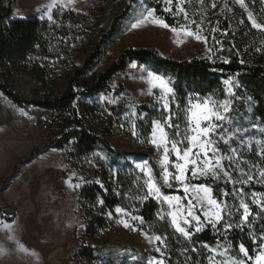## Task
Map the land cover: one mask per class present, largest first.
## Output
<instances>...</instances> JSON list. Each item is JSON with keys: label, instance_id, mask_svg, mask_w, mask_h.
I'll use <instances>...</instances> for the list:
<instances>
[{"label": "trees", "instance_id": "obj_1", "mask_svg": "<svg viewBox=\"0 0 264 264\" xmlns=\"http://www.w3.org/2000/svg\"><path fill=\"white\" fill-rule=\"evenodd\" d=\"M137 4L138 0H131ZM148 9L174 28L188 27L192 30L205 28V35L212 51L211 58L194 57L176 60L156 53L148 48L124 49L103 71L96 73L106 48L115 44L123 34L121 20L125 13L118 14L102 32L96 31V20L74 10L54 11V20L41 18H19L12 16L11 8L0 12V92L20 106L28 101L11 86L15 73H22L51 88L54 79L47 68L32 61L33 54L62 58L64 66L80 51L87 52L81 67L69 78L66 90L58 97L32 100L30 104L43 110L60 113L61 128L48 148L65 149L71 144L69 155L80 160L97 149L104 150L111 164L103 166L86 177L79 191V203L85 208L84 232L88 239L108 226L101 212L88 209L89 203L100 202L101 209L116 207L128 209L141 219L140 227L161 237L167 264H211L210 248L221 244L230 246L235 256L241 243L254 257L259 245L264 243V206L250 199L252 194L264 196V1L244 0L262 28L252 27L245 10L232 0H223L219 11L213 10V0H186L184 11H166L165 0H141ZM105 0H96L95 10L102 11ZM187 16V19L185 18ZM132 62L150 65L152 70L170 79L174 95L170 113L159 111L149 105L137 106L138 125L147 138L152 132V122L165 119L169 114L173 124H179L183 136L187 127L189 98L193 96L212 98L217 103L227 101L230 114L223 122L224 140L219 147L230 153L231 167L227 169L233 181L226 178L198 180L212 188L220 204L227 205L224 219L231 220L232 228L225 232L221 225H211L193 232L189 238L179 234L167 217L160 216V204L150 196L146 178L132 168L126 157L133 152L121 151L112 145L111 130L93 129L89 124L93 108L90 99L101 93L118 97L111 110L123 114L132 97L122 84L112 87ZM231 80L232 92L228 93L225 81ZM171 138L175 132L169 129ZM224 141H228L227 144ZM152 167L155 177L162 184L154 159ZM242 173L244 175H242ZM248 174L253 180L243 183ZM162 186V185H161ZM165 193H170L162 186ZM230 193L227 197L223 193ZM241 202L249 205L251 215L240 227ZM239 209V211H237ZM231 212V217L228 216ZM99 254L92 246H83L75 251L77 260L96 261ZM111 264H123V260L110 259ZM143 264V263H142Z\"/></svg>", "mask_w": 264, "mask_h": 264}, {"label": "rangeland", "instance_id": "obj_2", "mask_svg": "<svg viewBox=\"0 0 264 264\" xmlns=\"http://www.w3.org/2000/svg\"><path fill=\"white\" fill-rule=\"evenodd\" d=\"M213 1L215 3L213 10L219 11L223 6V0ZM232 1L242 7L248 16L251 14L260 24L245 3L241 5L239 0ZM95 3L96 0H0V12L11 8L13 17L43 16V19H48L51 15V20H54L55 10H74L94 18L98 32L105 31L116 15L125 13L121 20L123 34L115 44L106 48L96 73L103 71L129 47L148 48L176 60L212 57L205 28L201 26L200 30L179 27L173 32L171 28L174 27L160 26L158 22L164 20L158 17L153 9L146 8L141 0H138L137 4H133L131 0H105L102 11L94 9ZM49 5H52L51 10ZM177 5L178 0H173L171 5L165 2L166 8H171L173 12H176ZM149 11L152 15L143 23H139ZM133 24H137V27L133 28ZM187 32H191L192 35L186 34ZM86 55L87 52L80 51L75 57L70 58L65 67L62 58L33 54L32 61L45 66L54 80L51 88H45L26 75L15 73L11 86L28 101L24 106L16 104L0 92V264H111L112 258L123 260V264H167L163 240H157L158 235L141 228V219H133L140 217L128 209L116 207L103 211L100 202L89 203L87 208L94 209L96 213L101 212L106 217L108 226L99 231L93 239L86 237L85 208L79 203V191L87 176L100 169L103 164H111V159L104 150L97 149L82 159L75 160L69 155L71 144L65 149L46 148L59 133L62 126L61 115L43 110L30 102L60 96L67 88L69 78L81 67ZM152 77L162 79L173 89L170 79L154 72L150 65L130 63L114 80L112 87L116 88L118 84H122L132 97L133 105H130L123 114L116 115L112 112L111 105L116 103L118 97L101 93L89 100L93 108L89 124L97 131L110 129L112 145L118 150L134 153L127 156L126 160L121 159L120 163L129 162L132 168L145 176L149 193L148 184L151 178V183L160 189L159 196L154 192L150 194L160 204V216L169 218L176 230L171 213L178 212L177 223L189 231L190 235L184 236L176 231L189 238L193 232H197V227L202 230L210 226L202 214L208 206L205 202L202 208L193 198L195 193H192L191 189L190 195L186 197L182 184L171 180L173 186L169 188L163 182L166 167L162 163L165 155L163 144L158 148L152 143V132L145 138L140 131L137 106L149 105L158 108L159 111H165L164 104L167 103L170 108L173 101L174 91L172 93L162 91L158 81L149 83ZM226 87L228 93H231L232 86L226 84ZM204 100L210 101L213 105L221 104L208 97L189 98L191 105L198 101L202 103ZM220 111L223 114V110ZM155 121L164 124L165 130L169 133L165 119ZM160 135V131L157 130L155 139L158 144ZM169 137L171 138L170 133ZM179 138L182 139L183 136ZM185 146L186 141L181 147ZM209 155L211 156V153ZM152 159L156 163L162 184L155 177L156 170L152 167ZM175 162V153H169L167 165L169 172L175 173L173 167ZM232 163L235 162L232 160ZM229 167L231 166H227V169ZM186 175L190 178L189 183L210 187L197 182L208 177L200 176L192 180L190 170ZM161 185L171 192L165 193ZM211 195L215 198L213 191ZM165 196L180 197L179 211L177 201L169 203L164 199ZM189 199H193V203L196 204L194 211L201 216L199 224L195 220H192L191 224L184 223L185 218L191 219L187 217L186 211ZM250 199L264 206L263 195L255 193ZM117 208L122 211L117 213ZM125 223L129 226L125 227ZM86 245L94 247L99 254L96 261L75 258V251ZM240 258L243 257L235 256L230 246L217 244L210 248L211 264H224L230 259Z\"/></svg>", "mask_w": 264, "mask_h": 264}, {"label": "snow or ice", "instance_id": "obj_3", "mask_svg": "<svg viewBox=\"0 0 264 264\" xmlns=\"http://www.w3.org/2000/svg\"><path fill=\"white\" fill-rule=\"evenodd\" d=\"M166 4L171 5L173 0H165ZM186 2V0H178L177 12H183L184 9L182 5ZM239 3L243 5L244 0H239ZM212 7H215V3L212 4ZM52 5H49V10H51ZM166 11L171 12V8H166ZM152 12L149 11L147 16H143V19L139 20V23H143L144 20L148 19V16H151ZM43 19V16L41 17ZM187 19V16H185ZM48 19H52L51 15L48 16ZM249 21H251L252 27L256 29H260L262 26L256 22V20L252 17L251 14L248 16ZM160 26L165 28H170L171 26L166 24L164 21L158 22ZM133 28L137 27V24L132 25ZM173 32H176V28H171ZM186 34L192 35L191 32H187ZM153 81H158L159 86L162 91H166L167 93H172L173 89L168 87V85L158 77H152L149 83H153ZM232 81L227 80L225 84L231 85ZM155 86V85H154ZM188 109L187 116V127L184 130L183 138L181 137L180 126L179 124H173V117L171 114L165 117V123L168 129H173L175 132L174 137L170 138L169 133L165 130V125L160 121H153V140L152 143L155 144L158 148L163 144V152L164 157L162 163L165 164V170L163 173V182L167 184L169 188L173 185L170 182L174 180L183 185V192L185 196L190 195V189L192 193H195L194 199L199 202L203 208L204 203L206 202L207 208L203 210L202 214L207 219L208 223L213 227L217 228V225H221L225 232L232 228L231 220H225L222 212L227 211V205H222L217 201V199L213 198L211 195L212 189L210 187L204 185H197L189 183V177L186 173L191 171V179H197L200 176L210 177L216 180H220L222 177L226 178L227 181H231L235 183L232 179L231 173L227 170V166H231L232 157L230 153H225L219 147L217 139L224 140L223 135L221 134L223 131L224 124L223 122L230 114V107L227 101L219 104L213 105L210 101L204 100L202 103L197 102L194 105H191ZM223 110V114L220 111ZM164 110L170 113V108L167 103L164 104ZM157 130L160 131V144L157 143L155 136ZM187 143V146L181 147L184 143ZM225 144L228 141H224ZM170 145V147H169ZM169 153H175L176 162L173 167L175 169V173L169 172L167 170V165L169 163ZM211 153V156L209 155ZM264 157V152L260 154ZM224 162V163H222ZM242 175H244L242 173ZM261 178H264V171L259 173ZM253 175L248 174L246 179L243 180L244 184H247L253 180ZM79 186V185H77ZM148 188L151 194L154 192L157 196L160 195V189L155 187L153 183H151V178L149 180ZM225 197L230 195L229 192L225 191L223 193ZM164 199L171 203L172 201H177L178 211H179V196H165ZM196 208V204L193 203V199L188 200V205L186 208L187 217L185 218L184 223L191 224L192 220H195L197 224L201 222V216L197 215L194 209ZM239 208L243 209L242 215H240V223L237 224V227H240L245 222H248L249 217L251 215L249 205L247 203L241 202ZM122 210L120 208L116 209V212L119 213ZM239 211V209H237ZM172 215V223L176 226V230L182 233L184 236H189L190 232L186 231L184 227H181L177 223V213H171ZM231 212H228V216L231 217ZM133 219H142L133 217ZM125 227L129 225L125 223ZM201 229L199 227L196 228V231L199 232ZM219 231V228H217ZM157 240H160L161 237L157 236ZM264 239V237H262ZM239 252L242 254L243 258L240 259H230L224 264H264V243L259 245V250L255 253L254 257L249 254L248 249L244 246L243 243L239 245Z\"/></svg>", "mask_w": 264, "mask_h": 264}]
</instances>
